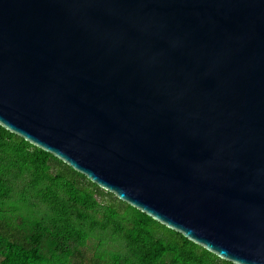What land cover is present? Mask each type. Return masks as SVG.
I'll return each mask as SVG.
<instances>
[{"label":"water","instance_id":"95a60500","mask_svg":"<svg viewBox=\"0 0 264 264\" xmlns=\"http://www.w3.org/2000/svg\"><path fill=\"white\" fill-rule=\"evenodd\" d=\"M0 125L264 264V0H0Z\"/></svg>","mask_w":264,"mask_h":264},{"label":"trees","instance_id":"16d2710c","mask_svg":"<svg viewBox=\"0 0 264 264\" xmlns=\"http://www.w3.org/2000/svg\"><path fill=\"white\" fill-rule=\"evenodd\" d=\"M0 264H234L0 125Z\"/></svg>","mask_w":264,"mask_h":264}]
</instances>
